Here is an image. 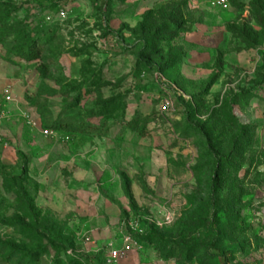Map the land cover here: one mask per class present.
Returning <instances> with one entry per match:
<instances>
[{
	"label": "rangeland",
	"instance_id": "1",
	"mask_svg": "<svg viewBox=\"0 0 264 264\" xmlns=\"http://www.w3.org/2000/svg\"><path fill=\"white\" fill-rule=\"evenodd\" d=\"M212 1L0 0V264H107L139 213L122 264H217L218 158L221 247L264 264V0Z\"/></svg>",
	"mask_w": 264,
	"mask_h": 264
},
{
	"label": "built area",
	"instance_id": "2",
	"mask_svg": "<svg viewBox=\"0 0 264 264\" xmlns=\"http://www.w3.org/2000/svg\"><path fill=\"white\" fill-rule=\"evenodd\" d=\"M212 5L222 9L229 8L228 0H213ZM59 16L61 18H65L67 16V11L62 8L59 12ZM48 21L54 19V16H47ZM155 76L160 78L162 76L161 73H156ZM11 87L6 86L0 92V123L4 120H8L11 118V114L7 105V102L11 100ZM174 102L170 98H165L163 102V108L165 110H173ZM27 122L35 129L40 130L46 136L57 138L59 136L58 132L52 128H43L40 122L30 116L26 117ZM66 140H69L70 137L68 135L63 137ZM167 219H170L168 216ZM150 222H154L153 219L147 218ZM143 232L142 223L139 217L136 218H126L122 221L121 227V236L118 241L111 240L106 245V263L107 264H122L126 261L129 256L136 252L141 251L144 248V245L136 238L135 235L141 234ZM89 240L88 236L84 237Z\"/></svg>",
	"mask_w": 264,
	"mask_h": 264
},
{
	"label": "trees",
	"instance_id": "3",
	"mask_svg": "<svg viewBox=\"0 0 264 264\" xmlns=\"http://www.w3.org/2000/svg\"><path fill=\"white\" fill-rule=\"evenodd\" d=\"M25 51L27 50L25 49ZM13 54L15 55V53ZM141 72L142 74L147 75L148 74L147 72L150 71L142 70ZM141 72H139V75L141 74ZM156 72L158 73L162 72V68L160 67L156 68V71L154 70V73ZM49 128H53V127H49ZM84 130L90 131L92 129L85 128ZM236 140H239V138H237ZM222 164L223 161L218 158L208 193V229L211 235V239L206 244V249L209 251L211 256L216 259L217 264H230L229 251L221 247L223 234L219 225L220 207H219V197H218V191H219L218 179H219V168H221ZM26 194H27L26 192L23 193L24 196H26ZM128 196L131 198L129 193ZM139 214L140 215L139 216L137 215L136 217H139L141 220L143 232L135 236L145 246L146 245L145 236L148 235L149 229H151L154 226V223H151L149 220H145L142 217V214L141 213ZM136 217H125L123 220H125L126 218H136Z\"/></svg>",
	"mask_w": 264,
	"mask_h": 264
}]
</instances>
